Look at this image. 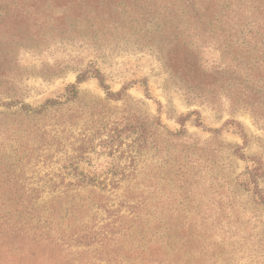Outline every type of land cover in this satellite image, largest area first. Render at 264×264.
Wrapping results in <instances>:
<instances>
[{
    "label": "rangeland",
    "instance_id": "1",
    "mask_svg": "<svg viewBox=\"0 0 264 264\" xmlns=\"http://www.w3.org/2000/svg\"><path fill=\"white\" fill-rule=\"evenodd\" d=\"M225 10L239 18L229 22L230 30L224 27L225 38L186 37L200 47L205 68L235 77L234 62L242 68L257 60L264 65L262 44L250 35L264 18V0L229 1ZM158 25L145 30L110 17L91 26L83 20L77 31L62 35L47 23L32 45L3 41L10 69L0 78V122H13L11 113L22 103L32 108L48 98L65 103L32 117L29 140L20 139L19 130L17 139L0 142V172H27L39 182L47 172H84L95 182L105 178L110 200L102 208H84L81 223L91 232L112 228V245L100 248L112 255H130L160 223L180 244L190 237L178 247L187 258L173 255L175 264H264V68H253V81L246 69L237 72L244 105L234 107L222 96L216 106L200 104L186 97L166 66ZM95 69L112 91L126 88L128 99L107 98L88 73L78 98L67 101L66 86ZM11 100L16 103L8 110L3 103ZM133 118L141 124L137 133L131 132ZM157 119L161 127L154 126ZM64 177L75 182L72 175ZM49 195L45 191L42 199ZM133 205L149 218L146 226L129 221Z\"/></svg>",
    "mask_w": 264,
    "mask_h": 264
},
{
    "label": "trees",
    "instance_id": "2",
    "mask_svg": "<svg viewBox=\"0 0 264 264\" xmlns=\"http://www.w3.org/2000/svg\"><path fill=\"white\" fill-rule=\"evenodd\" d=\"M229 1L234 0H0V78L7 77L10 69L4 62L3 41L13 39L20 41L21 46L32 45L29 42L37 39L38 28L47 23L64 35L67 30L77 31L83 20L91 26L94 20L106 21L114 17L129 20L139 29L151 23L161 25L160 40L165 47V64L177 75L186 97L200 104L216 106L222 96L234 107L244 105L245 89L237 75L242 68L240 62L233 64L237 68V71L234 70L235 77L222 76L223 70L217 73L209 70L201 64L198 54L200 47L189 44L190 37H186L191 33L190 36L206 35L211 40L212 34L223 33L221 36L225 38L224 27L230 30L229 22L239 21L225 10ZM46 16L50 18L46 19ZM91 19L93 22H90ZM255 28L256 32L250 35L256 43L259 41L262 44L263 52L264 18ZM146 40L151 41L147 37ZM256 63L242 68L248 71L250 81L255 80L253 68H264L258 60ZM88 73L96 78L107 98L128 99L126 88L112 91L105 83L104 76L95 69L80 73L73 83L66 86L67 101L78 98L79 86L90 77ZM15 103L16 100H11L3 105L9 110ZM64 103L53 98L46 99L39 108L22 103L19 111L11 113L13 122H0V142L12 139L13 135L15 138L19 130V138L29 140L32 117L48 110L58 111ZM249 107L258 108L254 104ZM131 122V132L137 133L141 129L140 122L137 118ZM154 126L161 127L160 120L157 119ZM154 126L151 125V130ZM179 133L181 131L171 134ZM214 133H218V130H214ZM134 142L141 141L135 138ZM50 173H46V180L39 182L38 178H28L27 172H0V264H175L177 260L173 255H180L183 259L184 254L187 258V251L178 247L188 245L190 237L185 236L181 245L175 238L163 233L166 228L160 223L142 236L145 244L139 242L132 247L130 255H112L110 251L101 250L112 245V228L106 227L108 230L105 233L103 230L91 232L81 222L84 208H102L110 200L112 191L106 188L105 178L104 181L95 182L97 178L89 177L84 172H55L49 176ZM65 175H72L75 182H66ZM88 186L93 189L84 191ZM45 191L50 194L47 200L42 199ZM139 205L129 206L132 214H128L129 221L131 218L133 223L144 227L149 223V218L141 214ZM137 225L133 231L138 230ZM114 245L119 246L116 242Z\"/></svg>",
    "mask_w": 264,
    "mask_h": 264
}]
</instances>
